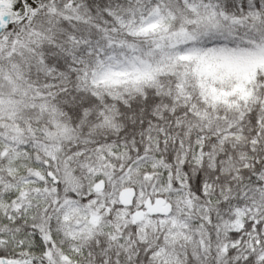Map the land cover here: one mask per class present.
<instances>
[{
  "label": "snow or ice",
  "instance_id": "obj_1",
  "mask_svg": "<svg viewBox=\"0 0 264 264\" xmlns=\"http://www.w3.org/2000/svg\"><path fill=\"white\" fill-rule=\"evenodd\" d=\"M0 264H264V0H0Z\"/></svg>",
  "mask_w": 264,
  "mask_h": 264
}]
</instances>
